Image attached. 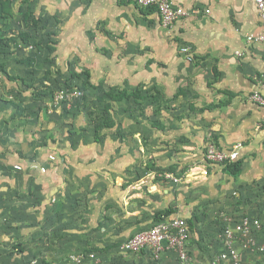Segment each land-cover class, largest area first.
<instances>
[{"label": "crops", "instance_id": "1", "mask_svg": "<svg viewBox=\"0 0 264 264\" xmlns=\"http://www.w3.org/2000/svg\"><path fill=\"white\" fill-rule=\"evenodd\" d=\"M173 1L191 14L166 27L134 0H0L8 11L0 16V264H40L56 231L64 232L51 245L58 255L109 248L128 233L119 247L155 221L135 228L119 199L134 192L124 184L142 178L148 154L176 149V161L199 155L201 163L210 139L225 149L241 143L229 186L239 185L243 211L264 220V107L250 98L264 94V41L247 38L262 30L256 2ZM65 83L82 95L57 103L47 88ZM120 92L131 95L111 96ZM119 212L122 222L108 217ZM96 213L111 242L86 235ZM258 237L264 242V227ZM188 248L195 264L206 246ZM162 261L178 264L177 254Z\"/></svg>", "mask_w": 264, "mask_h": 264}, {"label": "rangeland", "instance_id": "2", "mask_svg": "<svg viewBox=\"0 0 264 264\" xmlns=\"http://www.w3.org/2000/svg\"><path fill=\"white\" fill-rule=\"evenodd\" d=\"M62 88H71L72 90L77 89L74 86L65 83L57 89L47 88V90L49 94L54 93V96L55 93ZM166 150H170V147ZM177 152L178 150L176 149L171 152L164 150L161 154L162 157L160 155V157H157L148 154L149 157L143 161L144 167L141 168V176L142 178L151 176L148 179L151 181L148 182L146 179V182L144 181L145 183L143 181L141 182L139 179L142 178L140 177L131 184H124L125 187H128L129 185L134 186L132 189L134 192L129 193L126 197H120L119 199L123 200L124 209L132 208L131 214H133L134 217H130V220H133L135 223V228H138L139 225L147 226L152 223L155 220L156 212H163L168 208H173L174 210L183 208L186 210V214H188L186 215V218L190 221L192 220L197 226L195 233L194 229H192V236L190 237L188 244L192 245L196 243L199 245L200 241H202L206 246L205 250L199 251V248H196L198 253L194 251V254L196 255L195 264H211L214 255L219 253L222 248L221 235L224 227L219 216L220 210L225 208L227 212L235 218H239V216L243 215L251 216V213L249 211L245 212L243 211V207L242 209L239 207L242 202L239 195L241 189L239 188V185L235 186L232 184L229 186V182H234L236 176L234 175V172L226 168V165H220V167H224L223 170L216 172V166L210 164L205 159L199 163V155L188 157V159L181 163L176 161L175 156ZM197 154H199V152H197ZM107 158H109V155ZM135 159L139 161L138 156H135ZM160 160L161 162H159ZM235 162L239 164L238 159ZM205 169H207L208 173L205 172ZM166 172L172 173V175L179 180L174 181L171 178L166 177ZM216 173L219 175L217 178H215ZM203 174L206 176L202 177ZM153 184H156L159 187V189L158 187L156 188L155 192H153V188L151 189ZM143 185L147 188H144ZM241 186L243 185H240V187ZM233 187L235 190L232 189ZM229 190L231 191L229 192ZM116 198H118V196H116ZM234 199H236V201L229 205L228 201ZM120 203L121 201L119 200L116 202L117 205ZM232 205L235 207V210ZM108 217L111 219L116 217L119 222H122V219L124 218L121 213L116 216ZM103 219H105V216L100 217L98 213L94 214L91 220L90 230L85 231L87 233L86 235H89L90 238L94 240L101 238L106 240V242H111L112 239H109L112 236L109 235L110 232H108L107 229L102 230ZM201 220L204 222L200 223ZM53 234H56V236H53L52 239L47 241L50 246L46 248L43 247L41 253L39 252V260H41L40 264H165L163 261L158 263L159 258H154L151 254L146 255L143 254V252L128 253L122 251L120 247L115 248V242L118 239L127 236L128 233L126 232L121 233L118 238L114 239V241L112 240L113 243H109L111 245L109 248H102L103 246L75 248V253L77 251H94L96 257L93 259H87L83 263H74L69 260V255H71L69 252L74 249L71 248L72 250L70 249V251L66 249L68 252L66 251L64 253L60 251L61 253L58 255L56 253L57 249L52 248L51 246L55 237L59 239L64 237V232L56 231V233ZM13 247L14 248L11 249V252L13 250L15 253H21V247L19 248L18 244H14ZM51 249H53L54 252H52L53 250ZM241 250H244V248ZM62 251L65 250L63 249ZM201 253L202 255H200ZM17 256L18 255H16L14 259H16ZM256 259H258V261L249 263L264 264V258L257 256V254ZM2 264L9 263L4 261Z\"/></svg>", "mask_w": 264, "mask_h": 264}, {"label": "built area", "instance_id": "3", "mask_svg": "<svg viewBox=\"0 0 264 264\" xmlns=\"http://www.w3.org/2000/svg\"><path fill=\"white\" fill-rule=\"evenodd\" d=\"M141 8H154L158 11L161 20L166 27L173 26L177 21L189 16L191 13L184 7L177 5L173 0H134ZM261 17L262 30L258 33L248 35L250 42L264 41V0H255ZM209 12V10H208ZM184 52H189L190 47L184 46ZM242 54L241 52H238ZM82 95V91L71 88L59 89L54 100L64 102L73 96ZM251 100L264 107V94L259 90L254 91ZM241 143L232 149H225L215 140L210 139L204 147V159L210 164H221L224 162H235L237 152ZM205 172L208 173L207 169ZM166 177L178 181L174 175L166 174ZM220 220L223 222L224 230L221 235L222 250L214 255L212 264H250L241 253V248L250 252L264 255V242L258 237V232L264 227V220L260 217L243 215L239 218L233 217L226 210H220ZM191 226L188 219L179 214L163 216L147 229L140 230L122 240L119 247L122 251L140 253L150 252L154 258H160L165 252H175L178 264H193V256L188 248L191 237ZM96 257L95 252H76L69 255V260L74 263H83L87 259Z\"/></svg>", "mask_w": 264, "mask_h": 264}, {"label": "trees", "instance_id": "4", "mask_svg": "<svg viewBox=\"0 0 264 264\" xmlns=\"http://www.w3.org/2000/svg\"><path fill=\"white\" fill-rule=\"evenodd\" d=\"M8 14V11L4 5V3L2 4L1 8H0V16H4V15H7ZM10 77V76H9ZM131 94H129L128 92H120L118 95H114V94H111V96L113 98H123V97H129ZM99 140V136L97 134L96 136V141ZM219 165H226V168L231 170L232 172L236 173L239 169H240V164H237L236 162H224V163H221ZM175 212V210L173 208H168L167 210L163 211V212H156L155 214V221H158L160 220L163 216H167V215H170L171 213ZM190 226H191V229H194L195 228V224L192 222V220H188ZM105 251V250H103ZM89 252H92V251H89ZM94 252V251H93Z\"/></svg>", "mask_w": 264, "mask_h": 264}]
</instances>
